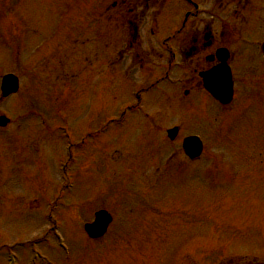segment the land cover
I'll return each instance as SVG.
<instances>
[{"label": "rangeland", "instance_id": "rangeland-1", "mask_svg": "<svg viewBox=\"0 0 264 264\" xmlns=\"http://www.w3.org/2000/svg\"><path fill=\"white\" fill-rule=\"evenodd\" d=\"M90 11V0H0V80L19 78L0 100V264L264 261L261 55L236 67L227 106L199 91L179 107L161 84L143 96L151 117L121 123L115 112L140 85L90 71ZM62 57L80 68L61 71ZM191 134L204 149L190 161ZM99 209L113 221L92 240L83 224Z\"/></svg>", "mask_w": 264, "mask_h": 264}, {"label": "flooded vegetation", "instance_id": "flooded-vegetation-1", "mask_svg": "<svg viewBox=\"0 0 264 264\" xmlns=\"http://www.w3.org/2000/svg\"><path fill=\"white\" fill-rule=\"evenodd\" d=\"M90 7L87 65L102 69L109 81L138 83L137 104L162 84L181 107L186 97L208 94L211 72L226 66L233 79L236 67L251 66L254 54H262L264 0H90ZM100 22L101 31L95 29ZM97 49L101 67L93 60ZM63 59L61 71L80 68L78 58L73 64ZM127 105L124 113L152 116Z\"/></svg>", "mask_w": 264, "mask_h": 264}, {"label": "water", "instance_id": "water-1", "mask_svg": "<svg viewBox=\"0 0 264 264\" xmlns=\"http://www.w3.org/2000/svg\"><path fill=\"white\" fill-rule=\"evenodd\" d=\"M264 50V45H263ZM215 77H213L214 80ZM1 89L3 91L2 96H6L10 93L16 92L18 89V80L12 75H5L2 79ZM218 91V90H217ZM230 91V89H229ZM213 94L218 95L216 91L211 90ZM231 92L225 93L222 97H219L222 102H227L230 98ZM217 97V96H216ZM8 120L5 117H0V125L4 126ZM171 138L176 134V128L168 131ZM183 149L189 157L198 156L201 152L202 145L197 137H188L183 142ZM111 221V215L105 210H99L94 214V221L86 223L84 229L91 237H100L104 234L107 225ZM263 264V263H258Z\"/></svg>", "mask_w": 264, "mask_h": 264}]
</instances>
